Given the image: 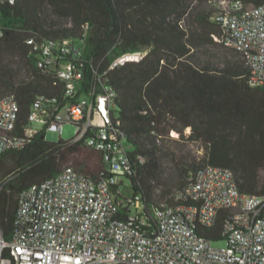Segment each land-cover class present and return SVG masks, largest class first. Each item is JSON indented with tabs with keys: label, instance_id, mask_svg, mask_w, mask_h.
Listing matches in <instances>:
<instances>
[{
	"label": "trees",
	"instance_id": "1",
	"mask_svg": "<svg viewBox=\"0 0 264 264\" xmlns=\"http://www.w3.org/2000/svg\"><path fill=\"white\" fill-rule=\"evenodd\" d=\"M187 1L16 0L12 4L0 0V98L14 94L20 103L16 132L28 135V115L38 96H57L61 103L70 100L64 99L65 82L56 72L37 65L40 54L29 40L81 38L88 24L85 53L79 61L84 71L79 93L100 90L106 78L116 88L115 112L133 146L134 163L127 176L129 185L121 181L113 188L116 199L124 193L141 194L153 225L161 175L158 142L166 113L181 121L183 128L191 127L192 137L203 144L202 164L229 167L241 191L264 194V84L252 85L249 68L234 49V58L222 67L195 58L197 50L221 43L215 37L222 38L223 29L210 2L191 13ZM50 10L72 24L51 27ZM186 15L194 18L196 27L184 24ZM141 50L148 53L140 62L111 68L122 54ZM27 138L21 149L0 155V225L6 239L11 238L19 195L31 185L59 174L68 164L96 180L109 174L103 153L84 141H49L45 129ZM200 165L178 163L179 187ZM225 216L221 213L216 225L202 228V233L223 239Z\"/></svg>",
	"mask_w": 264,
	"mask_h": 264
},
{
	"label": "built area",
	"instance_id": "2",
	"mask_svg": "<svg viewBox=\"0 0 264 264\" xmlns=\"http://www.w3.org/2000/svg\"><path fill=\"white\" fill-rule=\"evenodd\" d=\"M209 2L223 29L222 38L215 39L241 55L252 85L264 84V3ZM88 28L81 38L29 40L40 54L37 65L56 72L65 82L64 99L70 100L38 96L26 130L28 135L37 129L62 135L64 126L73 124L76 135L70 141L102 152L109 174L96 180L66 165L22 191L11 238H5L0 225V264H264V194L241 191L229 167H197L182 187L157 200L155 225L141 194L116 199L113 186L129 185L125 179L133 172V146L115 112L117 91L109 78L100 90L79 93ZM147 53L126 52L111 68L140 62ZM20 108L14 94L0 98V155L28 141V135L16 132ZM221 213H226V244L217 247L201 230L215 226Z\"/></svg>",
	"mask_w": 264,
	"mask_h": 264
},
{
	"label": "rangeland",
	"instance_id": "3",
	"mask_svg": "<svg viewBox=\"0 0 264 264\" xmlns=\"http://www.w3.org/2000/svg\"><path fill=\"white\" fill-rule=\"evenodd\" d=\"M187 2L191 13H195L199 9L210 6L209 1L207 0H188ZM183 22L191 27L197 26L191 15H186ZM47 23L53 28L69 26L72 24L69 18L60 16L51 10L47 12ZM234 54L235 52L232 49L225 47L222 43H219L213 47L197 50L195 58L198 61L210 62L211 64L222 67L225 60L234 58ZM238 57L240 56L238 55ZM164 116L165 120L161 127V137L158 142L161 148V175L156 186V195L158 200L165 198L166 195L168 196L171 193V191L179 187L178 180L180 176L178 163L189 167L192 164H202L204 159L203 144L196 141L192 137L191 127L183 128V123L169 113H166ZM75 135V126L73 124H66L62 135L58 131H47L46 139L57 142L61 138L64 140L73 139ZM125 182L127 183L129 181L125 179ZM125 190L126 192H130L129 188ZM159 195H161V198ZM225 244L226 241L224 239L214 240L213 242V245L217 247H223Z\"/></svg>",
	"mask_w": 264,
	"mask_h": 264
}]
</instances>
